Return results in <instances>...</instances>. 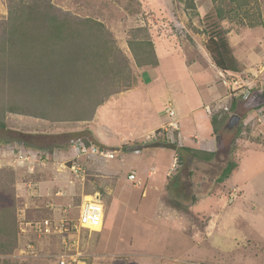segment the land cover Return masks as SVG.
<instances>
[{
    "label": "rangeland",
    "instance_id": "rangeland-1",
    "mask_svg": "<svg viewBox=\"0 0 264 264\" xmlns=\"http://www.w3.org/2000/svg\"><path fill=\"white\" fill-rule=\"evenodd\" d=\"M9 1L0 0V21L8 19ZM52 4L74 17L100 22L110 33L116 47L112 61L118 70L125 72L126 68V73L129 74L127 78L118 77V83L114 81V76L106 77L109 83L118 84L111 87V92L120 90L131 80L129 69L135 76L141 70L133 56L131 42L150 41L156 55L157 49L162 51L163 48L170 52L175 50L174 55L191 61V54H195V49L208 52L205 48L207 40L215 33H220L228 41L240 67L237 77L232 78L241 80V89L236 92L230 89L227 107L221 110L223 113H230L235 101L237 110L232 116L238 115L241 118L239 124L220 135L221 152L211 162L198 157L189 161L185 159L186 154L180 152L165 194L155 188L152 181L143 180L141 173L149 163L145 153L172 155L171 151L147 149L143 151L141 161V157L126 152L123 147V150L117 151L115 160L96 158L78 161L84 169V180L76 181L74 197H68L67 201L60 198L62 200L59 202L63 204L61 207L68 208V217L73 219L79 215L83 195L100 193L105 202L103 229L97 233L83 231L80 235V251L85 264H264V240H259L264 238L260 236L264 230V154L248 151L242 154L244 156L241 159L239 152L243 151L241 149L245 143L248 144V139L257 143L255 141L260 139L255 137L254 131L259 130L260 126L264 127V107L261 106L257 112L256 109L245 108L246 94L253 95L257 90H264V0H52ZM193 5L195 8H192ZM167 55L172 56L171 53ZM3 60L0 53V63ZM5 64L11 67L12 76L0 73V121L10 129H0V140L8 142L0 145V165L5 166L0 169V173L3 172L2 176L11 188L13 185L15 187L12 192L19 234L23 228L20 209L24 208V202L27 201L25 183L44 179L49 181L46 187L53 192L70 189L69 183L75 178L69 170L75 160L70 154V141H98L93 133L88 136L86 132L89 130L84 129L86 126H94L92 122L77 125L73 122H50L32 116V110H29V107L32 108V91L28 93L19 81L21 67L8 60ZM179 76L188 77L186 69L183 66L174 67L169 62L163 78L170 84L177 85ZM228 80L233 82L231 78ZM162 81L160 78L151 88L156 107H163L166 113L167 96ZM75 99L78 102L80 97ZM63 127L83 129L77 134H56ZM239 128L241 134L238 136ZM51 129L55 131L53 134L49 133ZM20 134L28 137L29 144L19 142ZM12 140L20 145H15ZM146 140L147 138L144 141ZM35 142H39L36 144L40 146L32 147ZM54 142L68 153L66 172L58 171V166L54 164L57 162L54 160L55 156H52ZM181 142L182 140H178L175 144L180 146ZM18 148L29 156L50 150L51 164L45 169L39 168L35 175L27 170V165L20 166L17 170L8 167L10 156L18 153ZM241 161L243 170L238 176L234 174L230 180L220 183L219 178L227 165L230 162L238 165ZM110 164L116 166L117 171H109L107 166ZM132 170L138 186L128 180ZM234 183L247 184L244 194L243 190L233 186ZM17 184L22 188L19 191ZM159 185L162 188L164 183L158 182L157 187ZM150 187L149 192L157 193L155 197L150 193L148 198L147 189ZM214 190L222 191L217 195L220 196V201L215 196L208 197ZM33 203L41 207L29 211L27 218L30 215L32 221L54 218L42 209V204ZM212 215H218L222 223L219 236L213 239L217 249L209 245L213 248L209 251L213 261L193 259L189 256L190 247L194 248L204 238ZM237 232L240 238L234 237ZM35 239L42 244L46 255L39 259L10 258L14 251L8 258L0 256V264L5 260L14 264H57V257L62 253L61 238L38 239L32 236V240Z\"/></svg>",
    "mask_w": 264,
    "mask_h": 264
},
{
    "label": "trees",
    "instance_id": "trees-1",
    "mask_svg": "<svg viewBox=\"0 0 264 264\" xmlns=\"http://www.w3.org/2000/svg\"><path fill=\"white\" fill-rule=\"evenodd\" d=\"M9 3L8 19L0 21V53L4 58L0 63L3 64L0 73L12 76L11 67L5 64L7 60L21 67L19 81L28 93L32 91V108L29 107L32 116L50 122H90L97 109L112 96L131 90L136 85V77L129 69L131 80L122 84L124 86L120 90L111 92V87L118 84L109 83L106 77L114 76V81L118 83V77L127 78L129 74L126 73V68L125 72L118 70L112 61L116 52L115 42L102 23L63 12L52 4V0H10ZM130 46L139 67L158 65L152 42L142 40L131 42ZM205 48L219 70L239 74V62L228 41L220 33L210 36ZM259 91L264 90H257L254 94ZM77 96L80 97L78 102L75 99ZM236 110L237 103L234 101L230 113H223L221 119L215 117L212 120L216 135L222 132ZM0 129L7 131L10 128L0 121ZM86 134L91 136L90 132ZM240 134L239 128L237 135ZM27 140L25 134H20V143L27 145ZM84 141L88 145L108 149L99 142ZM39 142L33 145L40 146L36 144ZM55 143L53 146H58ZM128 148L129 146L125 150ZM178 150V154L185 153V159L189 161L198 157L211 162L217 156L216 153H198L186 147H179ZM237 168L235 162H230L219 182L229 180ZM2 174L3 172L0 173V256H9L21 243L15 221L16 205L12 192L15 187L13 185L11 188ZM31 241L43 252L42 244L37 239ZM2 264L14 263L5 260Z\"/></svg>",
    "mask_w": 264,
    "mask_h": 264
},
{
    "label": "crops",
    "instance_id": "crops-1",
    "mask_svg": "<svg viewBox=\"0 0 264 264\" xmlns=\"http://www.w3.org/2000/svg\"><path fill=\"white\" fill-rule=\"evenodd\" d=\"M194 52V55L191 54V61H185V57H178L177 54L174 55L175 50L170 52L169 50L163 48L162 51H159L157 49L158 65L140 67L139 69L141 70H139V73L137 74L138 76H135L136 85L133 89L123 91L112 96L108 102L97 109L92 121L76 122V124H89L92 122L94 126H92L91 128L86 126L84 129H88L89 132L91 131L90 133H93L98 142H100L104 146L109 147L116 154L120 149L123 150V147L126 148L127 146H129L130 148L133 146L146 144L144 140L151 133L164 126H167V124L170 122L169 117L164 112V108H157L156 103H154L155 100L153 99L151 86L154 82L158 81L161 78L163 80L162 82L165 84V87L163 88L164 90H166V104L172 102L177 112L180 123L182 142L181 145L178 146V148L186 147L193 149L198 153H220V149L222 147H220L221 144L219 142V139L221 137L220 135L227 132L226 126L222 130V132L216 135L212 120L215 117L221 119L223 115V111L221 110L223 107H227L226 104L230 89H232L233 92L239 91L241 89V80L232 78L234 76L237 77L238 73H224L223 71L219 70L214 64L208 52H204V50L202 51L199 49H195ZM170 53L172 54V56L167 55ZM169 62H171L174 67L183 66L186 69L188 77L181 78L179 76L177 78V85L170 84V82L163 78L166 65H168ZM181 62L183 65H181ZM191 68L192 71H189ZM228 78L233 79V82H230ZM164 102H162V104ZM208 108L212 109L211 114L207 111ZM257 111L258 110H255V112ZM96 123L98 124L97 126ZM67 124H69V122H67ZM72 127L67 129H64V127L63 129L59 128L56 134L76 133L82 131L83 129L82 128L80 130V127L74 129ZM258 129L259 130L254 131L255 137L260 139L258 141H255L257 143H253L248 139L247 141L249 145L246 143L244 144V146L243 144L240 145L241 147L243 146V149H241L243 151H239L240 156L242 157H240L241 159H243L244 156H242V154L248 151H257L264 154V137L261 136L264 135V127L260 126ZM54 132V129L53 131L51 129L49 133L53 134ZM12 142L15 145H20V143L16 141L12 140ZM7 143V141L0 140V145H6ZM32 147L37 148L35 145H33ZM109 148L108 150H110ZM53 150L54 151L52 156H55L54 160H56L57 162H55L54 164L58 166V171L66 172V170H68V168L65 166L68 163V153H65V151H63L64 149L59 147V145L57 147H53ZM48 151L44 150L42 152H38L34 156L31 155V157L20 150L18 153H14L13 156H10L8 160V167H12L13 169L17 170L20 168V166L27 165V170L32 175L38 174L37 170L39 168L45 169V167H48L51 164L49 163L52 159V156L50 154L51 151ZM125 151L141 157V155L144 156L143 151L146 150L137 153L129 152L128 149ZM171 152L172 155H162L159 154V152L145 153V155H148L149 159V163L147 164L148 166L143 173L136 170L137 173L142 174L141 177L143 178V180L152 181V183L155 185L154 187L159 191H162V194L166 193V190L168 189L167 187L170 182L169 178L174 171L172 168L174 167V164L178 163L177 157L179 155V150H177L176 152ZM20 154L24 157H30V159L20 160ZM70 154L75 159V154L73 153L71 148ZM159 159L160 161H157ZM141 161H143V157H141ZM241 165L242 161L238 164V168L230 178H232L234 174L238 176V173L243 170ZM3 167L5 166L0 165V169ZM107 167H109V171L111 169L117 171V167L113 166L112 164ZM132 173H135L134 170H132ZM71 175L73 176L72 173ZM151 176H155V178L149 179L148 177ZM41 177L43 179V176ZM77 180L80 179L74 178L73 181L69 183L70 189L59 190L56 192H53L51 191V189H48L46 187V184L49 182L48 180L43 179V181L30 183L26 182L25 189L27 190V201L24 202V208L22 210L26 211V214L28 216V214L30 213L29 211L32 212L33 209H39L41 207L34 204L33 202H39L40 204H42V209H45L46 212L52 214V216L54 217H61L65 209L68 208L61 207L63 204L59 202L62 200L60 198H64L67 201L69 199L68 197L75 196V184ZM158 182H163L164 186L162 188L160 187L161 185L157 187ZM233 186L238 187L241 191L243 190L242 193L244 194V190L246 189L247 184L241 185L234 183ZM17 189L19 191L22 188H20V185L17 184ZM150 189L151 187L147 189V195ZM150 193L151 192H149L148 198L149 196H151V194H153L154 197L157 195L156 192L151 194ZM221 193L222 191L214 190L209 193L208 197L215 196V198L220 201V196L218 197L217 195H220ZM17 196L19 195L17 194ZM54 198L57 199L53 200ZM191 210L195 211L193 208ZM27 219L32 221L31 215ZM210 219V223L206 227V235L204 236V238H201L198 244L194 245V248L190 247L189 256L193 259H199L205 262L213 261V258L209 253V251L211 249L213 250V248H210L209 245L211 247L213 245L214 249H217V244L213 242V239L219 236L222 223L218 218V215H212ZM260 236H264V230L262 231V234ZM234 237L240 238V234L237 232ZM195 238L198 237L195 236ZM19 239L20 243L31 241L32 235L26 236V238L19 235ZM259 240L263 241L264 238H259ZM186 247L188 248V246ZM217 260L220 259L217 258ZM221 261H223V259Z\"/></svg>",
    "mask_w": 264,
    "mask_h": 264
},
{
    "label": "built area",
    "instance_id": "built-area-1",
    "mask_svg": "<svg viewBox=\"0 0 264 264\" xmlns=\"http://www.w3.org/2000/svg\"><path fill=\"white\" fill-rule=\"evenodd\" d=\"M252 95L246 94L245 100L248 101ZM166 114L170 119L167 126H164L153 134L149 135L146 140L148 142H165L175 143L181 140L180 123L177 112L172 104L169 102L166 106ZM207 111L211 114L212 109ZM260 111V110H259ZM71 150L75 154V160L70 167V171L77 179L84 180V169L78 161L84 159H103L113 160L116 153L108 149H101L98 146L88 145L83 140L72 139L69 143ZM20 160H29L30 157L19 155ZM128 180L139 185L135 173H132ZM232 195V197H234ZM21 235L35 236L38 239L59 237L61 238L62 253L57 258V264H85L83 254L80 251V235L81 232L87 231L90 233L100 232L105 223V202L100 193L92 195H84L82 203L79 206V215L77 218L70 219L68 217V209L62 213L61 217L46 218L40 221H31L27 219L26 211L21 210ZM44 254L37 245L32 241H26L20 244L19 248L11 257H18L21 259H39ZM2 257V256H1ZM4 256L2 258H6ZM8 258V257H7Z\"/></svg>",
    "mask_w": 264,
    "mask_h": 264
},
{
    "label": "water",
    "instance_id": "water-1",
    "mask_svg": "<svg viewBox=\"0 0 264 264\" xmlns=\"http://www.w3.org/2000/svg\"><path fill=\"white\" fill-rule=\"evenodd\" d=\"M261 106H264V91H259L253 94L251 98L245 103V108L247 110H255ZM240 120L241 118L238 115H233L226 125V131L232 130L234 126L239 124ZM147 149H163L176 152L178 150V145L175 143L152 142L130 147L128 148V151L137 153Z\"/></svg>",
    "mask_w": 264,
    "mask_h": 264
}]
</instances>
